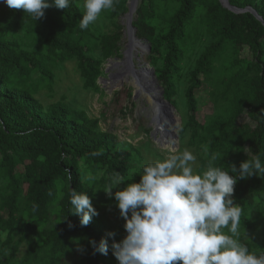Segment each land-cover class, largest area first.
<instances>
[{
    "label": "trees",
    "instance_id": "16d2710c",
    "mask_svg": "<svg viewBox=\"0 0 264 264\" xmlns=\"http://www.w3.org/2000/svg\"><path fill=\"white\" fill-rule=\"evenodd\" d=\"M128 1L116 0L108 17L125 15ZM49 2L52 6L40 20L0 6V264H68L78 251L83 264H119L112 243L127 235L124 219L107 222L98 215L82 227L70 204V190L85 192L95 208L105 200L113 215L121 216L114 195L109 198L102 189L117 171L139 182L147 163L131 142L103 130L99 119L64 99L44 109L36 98L33 74L50 80V70L40 52L23 50L16 37L23 31L60 62L77 59L84 87L99 91L102 60L93 52L100 48L105 60L121 58L122 28L97 43L93 24L80 28L82 0H69L67 9ZM230 3L239 9L252 7L264 19V0ZM134 26L138 38L151 44L150 63H145L155 67L165 97L175 107L183 70L200 49L184 90L187 121L180 131L198 151L197 170L213 155L222 157L216 166L234 176L230 164L239 169L242 161L256 155L264 164L263 22L250 12L231 11L220 0H142ZM245 47L251 58L242 55ZM204 85L213 112L200 121L197 91ZM243 115L253 124L239 122ZM97 150L103 155H91ZM234 202L243 210L241 242L264 254V174L237 178ZM102 238L108 241L107 255L90 243L99 245Z\"/></svg>",
    "mask_w": 264,
    "mask_h": 264
},
{
    "label": "clouds",
    "instance_id": "9594fccd",
    "mask_svg": "<svg viewBox=\"0 0 264 264\" xmlns=\"http://www.w3.org/2000/svg\"><path fill=\"white\" fill-rule=\"evenodd\" d=\"M12 10H23L35 20L45 17L52 6L49 0H3ZM58 9H67L69 0H52ZM116 0H84L80 28L87 29L106 10L115 11ZM177 140L169 138L167 155L143 167L139 182L116 172L112 182L102 190L115 197L124 219L127 235L121 242L113 240V254L119 264H264V254L251 252L241 242L243 210L234 202L237 178L264 174L259 155L228 170L216 166L213 155L206 165L196 168L197 157L188 149L180 151ZM205 152L207 148L205 147ZM103 155V150L93 151ZM94 177H89L93 180ZM124 184V187H118ZM117 190L113 193V188ZM73 213L86 227L99 212L83 191L70 190ZM69 227L73 225L69 222ZM227 230V231H225ZM114 236L115 233H109ZM90 243L104 255L107 239Z\"/></svg>",
    "mask_w": 264,
    "mask_h": 264
},
{
    "label": "rangeland",
    "instance_id": "374dc122",
    "mask_svg": "<svg viewBox=\"0 0 264 264\" xmlns=\"http://www.w3.org/2000/svg\"><path fill=\"white\" fill-rule=\"evenodd\" d=\"M141 1L142 0H140V2ZM83 3L84 0H82V4ZM119 26L122 28L120 55L121 58H123L124 43L128 41L125 15L111 19L108 17V10L102 12L100 18L93 23L92 33L95 39H98V43L101 37L117 33ZM16 39L23 50L40 52V57L50 70V80L44 79L39 72L33 74V82L38 85L36 98L43 104L44 109L64 99L65 102L75 109L84 110L89 117L99 119L100 127L103 130L116 134L121 141L131 142L141 152L144 162L149 163L157 159L162 160L168 154L166 145L171 137L164 138L162 137V133L157 132L155 124L145 112L146 108H150V104L144 93H142V95H144L143 97L139 98L142 96L139 94L138 98L133 99L136 90L130 83L119 85L116 88L117 90L113 92H108V89L100 84L99 91L86 89L78 69L77 59H70L65 62L56 60L53 55L47 52L42 42H34L31 38L27 37L23 31L17 33ZM143 42L147 43L146 40H143ZM199 51L195 52L191 59L192 63L188 61L186 68L183 70V80L179 83L180 93L177 97L178 107H176L178 122L175 123L176 128L170 126L172 131H175L179 136V138L176 139V147L179 148L180 151L188 149L197 157L196 168L199 165L198 151L188 145L187 136L185 138L180 137V131L187 121L184 90L189 78V72L196 57L200 53ZM150 52L151 51L146 49L140 53L148 63L150 62L147 60V57ZM242 55L249 58L252 57L248 47L243 49ZM93 56L96 59L102 60L103 74L101 77L104 79L109 78V75L112 73L111 64L108 60L103 58L100 48H97L93 52ZM112 61H116V58ZM139 63L140 62L136 61V68H139ZM151 66L154 67L153 65ZM107 68H109L108 71H106ZM109 79H111V77ZM29 83L31 84L32 82L30 81ZM107 88H109V86H107ZM197 98L200 106L198 119L200 121H205L213 112V104L210 101L208 86L204 85L197 91ZM125 109H127V111H125ZM239 122L251 123L246 115H243ZM146 128L149 130V133H147V131L145 132ZM101 175L102 173H99L97 176L100 177ZM89 176L90 174H88V178ZM96 209L99 212V217L104 221L118 222L122 220L121 216L113 215L103 199L98 201ZM25 249V246L22 247L20 256L24 254ZM81 257L82 253L78 251L68 259L67 263L72 264L77 262L83 264L80 261Z\"/></svg>",
    "mask_w": 264,
    "mask_h": 264
},
{
    "label": "water",
    "instance_id": "95a60500",
    "mask_svg": "<svg viewBox=\"0 0 264 264\" xmlns=\"http://www.w3.org/2000/svg\"><path fill=\"white\" fill-rule=\"evenodd\" d=\"M220 2L222 3V5L228 9H230L231 11L235 12V13H242V12H250L252 13L257 19H259L261 22H263L264 24V19L262 16H260L258 14V12L253 9L252 7H247L245 9H239L235 6H232L230 3V0H220ZM4 6L7 7L6 3L3 2V0H0V6ZM140 6V0H129L128 1V12L125 14L128 15L130 13H133V17L129 18L126 22V28L128 30H130L132 32V37H135L138 41L143 42L142 39L138 38L137 36V29L134 26V16L138 10ZM144 43V42H143ZM151 44L150 43H144V50L148 49L149 51H151ZM115 58H110L108 59L109 62H111L112 60H114ZM139 62V61H138ZM134 69L135 70H141L143 69L141 67V64L139 63V68H136V65L134 64ZM109 68H107L106 71H108ZM148 72L150 73L151 77L154 79V82L156 84V87L154 88H149V87H145L144 89V94L145 96H147V98L149 99V96H151V101L149 99V104L152 107V122L155 124V128L156 130L158 129V127L160 125H162L164 127V134L166 137H171V138H175L178 139L179 136L175 131H171L168 128V125H171L172 128H176V124H174V120L173 117L175 115V112H177L176 107L169 101L166 99L165 97V90L164 88L161 86L157 75H156V69L154 67H150L148 69ZM110 77V75H109ZM105 82V79L100 77L98 80V84L102 85ZM123 85V84H121ZM117 90V89H115ZM139 91L136 90L134 92L133 95V99L138 98L139 96Z\"/></svg>",
    "mask_w": 264,
    "mask_h": 264
},
{
    "label": "bare ground",
    "instance_id": "6f19581e",
    "mask_svg": "<svg viewBox=\"0 0 264 264\" xmlns=\"http://www.w3.org/2000/svg\"><path fill=\"white\" fill-rule=\"evenodd\" d=\"M130 17H133V13L125 16L126 22ZM126 34L128 36V41L124 43L123 58H116V61L109 62L112 70L110 75L111 79H109L110 77L105 79L102 86L108 89V92H113L119 85L130 83L134 86L135 90H138L140 92L139 94L142 95L145 87L154 88L156 84L148 72L151 65L146 64L144 58L140 55V53L144 51V43L132 37V32L128 29L126 30ZM136 61L140 62L143 69L138 71L134 69L133 65ZM107 86H109V88H107ZM143 96L144 95L139 98ZM149 99L151 101V96H149ZM145 112L152 118L153 112L151 106L149 109L146 108ZM173 120L174 124L178 122L177 112H175ZM170 126L171 125H168V128L172 131ZM157 132L162 133V137L167 138L164 134L165 130L162 125L158 127Z\"/></svg>",
    "mask_w": 264,
    "mask_h": 264
}]
</instances>
